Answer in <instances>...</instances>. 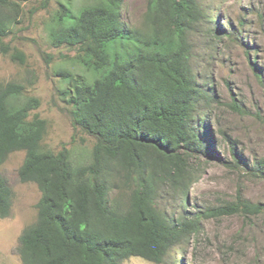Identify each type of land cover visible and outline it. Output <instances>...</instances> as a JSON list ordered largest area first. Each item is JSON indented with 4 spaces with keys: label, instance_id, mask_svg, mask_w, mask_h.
<instances>
[{
    "label": "trees",
    "instance_id": "1",
    "mask_svg": "<svg viewBox=\"0 0 264 264\" xmlns=\"http://www.w3.org/2000/svg\"><path fill=\"white\" fill-rule=\"evenodd\" d=\"M28 1L0 0V55L9 53L5 39ZM121 2L96 0L77 10L59 2L48 26L50 44L73 49L74 62L94 76L60 73L69 83L71 123L94 140L86 162H71L65 148L43 149L45 121L31 114L38 100L25 97L19 83L0 84V166L23 151L18 179L40 192L36 221L18 237L22 264H121L130 257L160 264L196 228L198 217L186 210L196 178L189 160L209 152L202 105L212 95L196 81L189 34L204 14L196 0H147L143 27L130 28L120 20ZM11 58L23 62L18 51ZM231 153L237 167L241 156ZM262 169L256 161L248 172ZM162 192L175 212L157 205ZM11 201L0 174V218L10 215ZM263 211L238 199L218 214Z\"/></svg>",
    "mask_w": 264,
    "mask_h": 264
},
{
    "label": "rangeland",
    "instance_id": "2",
    "mask_svg": "<svg viewBox=\"0 0 264 264\" xmlns=\"http://www.w3.org/2000/svg\"><path fill=\"white\" fill-rule=\"evenodd\" d=\"M64 1L77 10L96 0L22 4L19 22L5 39L10 51L0 55V84L19 83L25 97L38 100L31 114L45 121L43 149L58 152L65 148L71 162H86L94 140L71 123L65 93L69 83L60 73L79 74L88 80L94 76L74 62L73 49L55 48L48 37L50 18ZM196 2L204 18L190 29L191 66L197 83L208 87L212 95L202 105L210 149L189 160L196 178L186 194V210L191 219L198 217L196 228L160 264H264V211L218 214L238 199L264 207V174L248 172L256 161L262 162L264 172V0ZM146 8L147 0H122L121 22L130 28L143 27ZM15 51L22 53L23 62L11 58ZM232 150L241 156L237 167ZM23 159L24 152L15 151L0 166L12 191L10 215L0 218V264H22L18 237L36 221L40 192L34 183L19 181ZM174 203L166 192L157 199L159 208L172 212L176 211ZM121 264L155 263L130 257Z\"/></svg>",
    "mask_w": 264,
    "mask_h": 264
}]
</instances>
